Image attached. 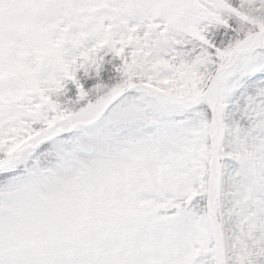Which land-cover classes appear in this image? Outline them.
I'll return each instance as SVG.
<instances>
[{"label": "snow or ice", "instance_id": "6c2138e0", "mask_svg": "<svg viewBox=\"0 0 264 264\" xmlns=\"http://www.w3.org/2000/svg\"><path fill=\"white\" fill-rule=\"evenodd\" d=\"M0 264H264V0H0Z\"/></svg>", "mask_w": 264, "mask_h": 264}]
</instances>
